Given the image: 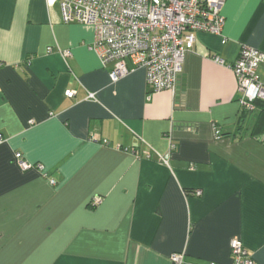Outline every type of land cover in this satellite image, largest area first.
Listing matches in <instances>:
<instances>
[{"label": "crops", "instance_id": "0c3cea01", "mask_svg": "<svg viewBox=\"0 0 264 264\" xmlns=\"http://www.w3.org/2000/svg\"><path fill=\"white\" fill-rule=\"evenodd\" d=\"M222 13L175 89L149 99L145 69L113 82L93 27L65 23L59 2L0 0V264H230L234 238L264 264V131L253 113L239 124L229 66L243 45L264 51V0Z\"/></svg>", "mask_w": 264, "mask_h": 264}, {"label": "built area", "instance_id": "2783aa9c", "mask_svg": "<svg viewBox=\"0 0 264 264\" xmlns=\"http://www.w3.org/2000/svg\"><path fill=\"white\" fill-rule=\"evenodd\" d=\"M59 2L65 23L80 22L94 29V41L90 48L97 51L104 67L110 66V78L120 80L138 68L146 71L148 98L153 93L170 90L177 84L183 69L186 53L193 50L198 32L221 34L225 24L222 7L225 0H49ZM225 41V40H223ZM53 48H49L52 51ZM70 56L71 51H63ZM224 63L220 56L213 57ZM264 63V51L243 45L238 58L229 64L238 82L239 102L246 111H255L254 101L264 98V83L259 75V67ZM1 65V64H0ZM66 96L74 97L76 90L67 89ZM88 99H96V93L88 91ZM216 137L221 131L215 127ZM3 136L0 135V141ZM105 144L109 143L104 139ZM119 148H122L118 146ZM176 147L171 141V150ZM125 150H130L125 147ZM16 161L22 169L37 167L47 176L42 163L26 160L21 152H16ZM165 163L168 160L161 156ZM51 183L57 182L51 178ZM201 195L202 190L192 192ZM95 196L94 204L101 201ZM232 261L230 264H256L250 251L239 238L230 243ZM174 264H182L184 252H174L170 256ZM211 264H217L212 262Z\"/></svg>", "mask_w": 264, "mask_h": 264}, {"label": "trees", "instance_id": "16d2710c", "mask_svg": "<svg viewBox=\"0 0 264 264\" xmlns=\"http://www.w3.org/2000/svg\"><path fill=\"white\" fill-rule=\"evenodd\" d=\"M255 104V111H246L244 109V116H241L239 118V124L241 123V121H245V118L249 115V114H254V119H255V124L253 126V134H258L261 133L262 131H264V98H259L256 99L254 101ZM16 159V157H15ZM38 163V162H37ZM198 190V189H197ZM196 191V190H194ZM193 192V191H191Z\"/></svg>", "mask_w": 264, "mask_h": 264}]
</instances>
